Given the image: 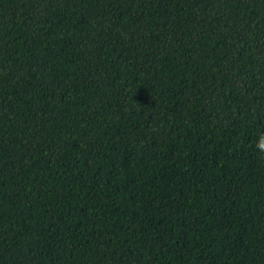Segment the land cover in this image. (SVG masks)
I'll return each mask as SVG.
<instances>
[{"label":"trees","instance_id":"16d2710c","mask_svg":"<svg viewBox=\"0 0 264 264\" xmlns=\"http://www.w3.org/2000/svg\"><path fill=\"white\" fill-rule=\"evenodd\" d=\"M264 0H0V264H264Z\"/></svg>","mask_w":264,"mask_h":264},{"label":"clouds","instance_id":"9594fccd","mask_svg":"<svg viewBox=\"0 0 264 264\" xmlns=\"http://www.w3.org/2000/svg\"><path fill=\"white\" fill-rule=\"evenodd\" d=\"M255 148L258 153L261 154V158L264 159V132H261L256 139Z\"/></svg>","mask_w":264,"mask_h":264}]
</instances>
